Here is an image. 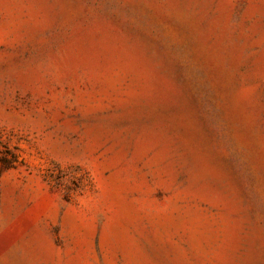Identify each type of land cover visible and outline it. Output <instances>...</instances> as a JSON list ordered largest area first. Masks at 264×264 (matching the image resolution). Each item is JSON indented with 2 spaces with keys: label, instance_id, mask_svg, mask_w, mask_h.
Instances as JSON below:
<instances>
[{
  "label": "rangeland",
  "instance_id": "1",
  "mask_svg": "<svg viewBox=\"0 0 264 264\" xmlns=\"http://www.w3.org/2000/svg\"><path fill=\"white\" fill-rule=\"evenodd\" d=\"M0 264H264V0H0Z\"/></svg>",
  "mask_w": 264,
  "mask_h": 264
}]
</instances>
